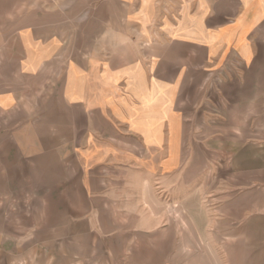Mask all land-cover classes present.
Listing matches in <instances>:
<instances>
[{"label":"crops","instance_id":"obj_1","mask_svg":"<svg viewBox=\"0 0 264 264\" xmlns=\"http://www.w3.org/2000/svg\"><path fill=\"white\" fill-rule=\"evenodd\" d=\"M33 190L143 264H264V0H0V196Z\"/></svg>","mask_w":264,"mask_h":264},{"label":"rangeland","instance_id":"obj_2","mask_svg":"<svg viewBox=\"0 0 264 264\" xmlns=\"http://www.w3.org/2000/svg\"><path fill=\"white\" fill-rule=\"evenodd\" d=\"M42 194L33 190L28 196L17 193L14 198L1 192L0 264H143V256L138 259L129 253L145 242L143 238L67 234L72 224H58L56 208L42 205ZM15 201L16 205H9ZM193 237L197 250L206 248L199 235ZM210 259L212 264L218 263L214 257ZM155 262L153 258L145 264Z\"/></svg>","mask_w":264,"mask_h":264}]
</instances>
